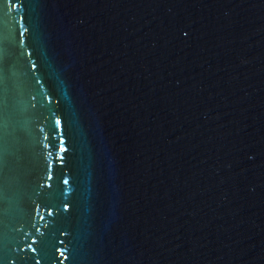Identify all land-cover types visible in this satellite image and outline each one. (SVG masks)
I'll return each mask as SVG.
<instances>
[{
    "label": "water",
    "instance_id": "1",
    "mask_svg": "<svg viewBox=\"0 0 264 264\" xmlns=\"http://www.w3.org/2000/svg\"><path fill=\"white\" fill-rule=\"evenodd\" d=\"M0 264H264V0H0Z\"/></svg>",
    "mask_w": 264,
    "mask_h": 264
},
{
    "label": "snow or ice",
    "instance_id": "2",
    "mask_svg": "<svg viewBox=\"0 0 264 264\" xmlns=\"http://www.w3.org/2000/svg\"><path fill=\"white\" fill-rule=\"evenodd\" d=\"M2 53H0V80H2V72H3V68H2Z\"/></svg>",
    "mask_w": 264,
    "mask_h": 264
}]
</instances>
